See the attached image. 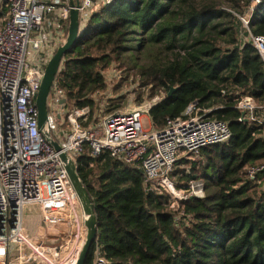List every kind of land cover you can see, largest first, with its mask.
I'll return each mask as SVG.
<instances>
[{"label": "trees", "instance_id": "obj_1", "mask_svg": "<svg viewBox=\"0 0 264 264\" xmlns=\"http://www.w3.org/2000/svg\"><path fill=\"white\" fill-rule=\"evenodd\" d=\"M8 9L0 7V18ZM250 36H264V0H114L94 12L51 90L63 89L67 113L87 107L80 123L91 128L119 111L121 102L105 97L116 68L135 71L149 97L162 93L149 110L154 128L197 102L232 137L179 161V187L200 178L206 193L177 209L168 194L148 191L141 167L108 151L94 156L85 143L74 160L97 216L85 264L97 246L111 264H264V168L250 174L264 165V60ZM245 95L259 105L249 121L238 107ZM72 131L65 115L60 133Z\"/></svg>", "mask_w": 264, "mask_h": 264}, {"label": "built area", "instance_id": "obj_2", "mask_svg": "<svg viewBox=\"0 0 264 264\" xmlns=\"http://www.w3.org/2000/svg\"><path fill=\"white\" fill-rule=\"evenodd\" d=\"M112 1L0 0V7L7 4L9 8L0 18V264H76L83 248L87 236L84 207L45 130L73 158L89 143L94 156L108 151L138 165L148 191L168 194L170 207L176 209L180 201L206 193L200 178L179 187L173 175L179 161L194 159L202 147L232 137L229 124L210 117L211 110L197 102L160 129L145 125L143 108L150 110V103L129 112H114L98 125L85 128L80 120L89 109L67 113L65 94L59 87L50 93L54 103L52 107L48 103L45 129H40L36 98L46 65L67 39L65 26L71 10L79 11L80 35L94 12ZM251 39L264 60V36ZM238 107L251 120L259 105L245 95ZM65 115L73 131L62 135ZM258 121L264 124L263 118ZM263 168L251 167L250 174ZM93 264H111L99 246Z\"/></svg>", "mask_w": 264, "mask_h": 264}, {"label": "water", "instance_id": "obj_3", "mask_svg": "<svg viewBox=\"0 0 264 264\" xmlns=\"http://www.w3.org/2000/svg\"><path fill=\"white\" fill-rule=\"evenodd\" d=\"M74 6V3H71ZM253 14V9L251 8L246 15V19L249 20ZM80 33V21H79V11L77 9H72L70 14V24L69 31L66 41L58 47L55 54L50 59L49 63L46 65L45 72L43 75V80L40 86L36 98V104L38 107V120L40 129H45V124L48 119V100L53 88L55 78L60 70L64 56L71 49V47L78 40ZM177 88L171 87L169 95L172 94ZM246 110L241 111V118L243 121H249V118L245 117ZM61 118V116H59ZM45 136L54 145L55 149L60 152V157L65 163V167L69 173V176L74 184L76 191L82 201L84 212L86 215L85 223L87 227V236L81 250V253L77 259L76 264H85L87 257L91 251V248L97 238V216L95 213V208L93 204L92 197L90 196L83 180L81 179L76 162L73 157H71L66 151L62 150L61 144L55 140L49 130H45Z\"/></svg>", "mask_w": 264, "mask_h": 264}, {"label": "rangeland", "instance_id": "obj_4", "mask_svg": "<svg viewBox=\"0 0 264 264\" xmlns=\"http://www.w3.org/2000/svg\"><path fill=\"white\" fill-rule=\"evenodd\" d=\"M246 15L243 18L246 19ZM250 40L252 41L251 36H250ZM30 52H32L31 49ZM31 59H32L31 56L28 55L27 60L30 61ZM134 72L135 71L124 72L121 70H117L116 68H113L107 72L109 89L108 92L105 93L106 94L105 97L106 98L110 96L113 98L116 97L117 101L121 102L122 104V106L119 109V111L121 112H129L132 109L137 108L141 105L144 106L147 103H150L149 106L152 107L153 105L156 104V102H159L163 96L162 93H158L154 97H149L151 93V87L141 86ZM48 103L49 106L52 107L54 103L52 96L49 97ZM143 112L146 115V118L144 119L145 125L148 126V124L149 125L151 124V126L153 127L154 124L152 123V120L149 116V108L144 107ZM58 122L61 124L62 123L61 119H59ZM180 181L181 183H185L184 180H180Z\"/></svg>", "mask_w": 264, "mask_h": 264}]
</instances>
